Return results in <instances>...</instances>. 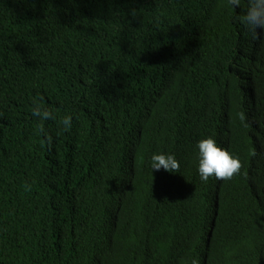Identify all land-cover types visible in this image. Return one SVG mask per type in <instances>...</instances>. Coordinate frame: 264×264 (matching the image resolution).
Masks as SVG:
<instances>
[{
	"label": "trees",
	"instance_id": "trees-1",
	"mask_svg": "<svg viewBox=\"0 0 264 264\" xmlns=\"http://www.w3.org/2000/svg\"><path fill=\"white\" fill-rule=\"evenodd\" d=\"M250 3L0 0V264H264ZM208 137L231 178L200 179ZM159 153L176 172L151 169Z\"/></svg>",
	"mask_w": 264,
	"mask_h": 264
},
{
	"label": "clouds",
	"instance_id": "clouds-1",
	"mask_svg": "<svg viewBox=\"0 0 264 264\" xmlns=\"http://www.w3.org/2000/svg\"><path fill=\"white\" fill-rule=\"evenodd\" d=\"M230 3L236 6L238 5V0H230ZM244 21L249 27L264 28V0H251ZM31 112L32 116L40 121L54 118L51 111L39 103L32 105ZM61 123L64 131H70L72 117H64ZM196 148L198 150L197 171L202 181H207L211 176L217 179H229L234 173L238 172L240 168L238 158L231 156L227 151L219 147L211 137L199 140ZM150 167L155 171L163 169L166 172L174 173L177 171L179 164L173 155L159 153L151 156Z\"/></svg>",
	"mask_w": 264,
	"mask_h": 264
}]
</instances>
